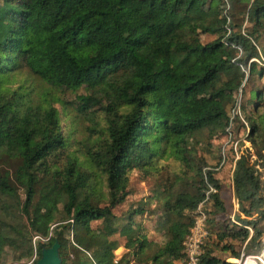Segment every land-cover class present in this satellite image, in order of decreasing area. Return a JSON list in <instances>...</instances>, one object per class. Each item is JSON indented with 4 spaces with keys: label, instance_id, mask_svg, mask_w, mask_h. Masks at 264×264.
I'll return each instance as SVG.
<instances>
[{
    "label": "trees",
    "instance_id": "1",
    "mask_svg": "<svg viewBox=\"0 0 264 264\" xmlns=\"http://www.w3.org/2000/svg\"><path fill=\"white\" fill-rule=\"evenodd\" d=\"M248 84L255 97L240 110L250 147L231 142L235 222L213 141L228 133L235 95ZM78 122L79 143L67 129ZM166 161L179 167L156 194L172 216L167 242L135 226L141 205L108 234L92 227L118 218L134 172L165 174ZM260 164L264 2L2 0L0 264L35 251L39 259L56 238L63 264H113L120 246L140 264H177L200 205L208 231L202 263L234 264L228 259L241 256L243 243L246 253L263 248Z\"/></svg>",
    "mask_w": 264,
    "mask_h": 264
},
{
    "label": "rangeland",
    "instance_id": "2",
    "mask_svg": "<svg viewBox=\"0 0 264 264\" xmlns=\"http://www.w3.org/2000/svg\"><path fill=\"white\" fill-rule=\"evenodd\" d=\"M259 2H264V0H258ZM168 0H157V4H166ZM2 3V0H0V4ZM245 25H247V22H245ZM262 52V51H261ZM263 54V52H262ZM255 58L251 59L250 61H254ZM256 61V60H255ZM250 67L244 68L245 70V79L248 78L250 74V70L248 69ZM231 73H228L227 77L230 76ZM232 77V75L230 76ZM256 82L258 86H262L263 82L259 79V75L256 76ZM30 84H32L35 88L37 86V82L30 78ZM250 89L251 86L248 84L244 88V93H238L236 94V100H239L240 106L242 104V107L246 105L248 102L249 97H255V94L253 93L250 95ZM36 92L39 93V88H36ZM244 100V102H243ZM60 107V106H58ZM61 108V107H60ZM234 110L230 109V115H233ZM73 114V111L71 112ZM240 119L238 120L237 117L234 118L231 127L228 129V133L224 134L223 136L217 137L213 141V151L215 156H221L222 161L220 166L218 167V175L221 179V182L223 183L225 187V195L228 198V204L230 207L234 210V203L235 199L232 197V172L235 164V159L231 155V148H233V144L231 142L235 143V141H238L239 143L242 141L245 142V145L241 147V150L243 151L245 147H250V143L248 141H245L246 135H247V125L245 127L241 126L242 122H245V115L243 113V110L241 111V115L239 116ZM243 124V123H242ZM68 130L72 129L73 134V140H75L77 143H79V139L82 138V129H83V122H78L76 124H70L67 127ZM246 132V133H245ZM235 147V145H234ZM241 152V151H239ZM204 155L208 156L209 158L211 155L207 152L203 153ZM164 165L163 171H165V174L162 173L159 176H151V177H145L142 173L136 171L132 174L131 178V185L129 186V189L131 190L130 197L128 200L125 201L119 208L117 209V214L119 215L117 219L112 218L110 220H98L94 221L92 223V227L95 228L98 231L103 232L104 234H108L111 231H113L118 224L122 223L119 219L120 216L127 215L130 210L134 209V207H139L138 205H141L142 207L146 208V211L144 214H138L135 216V226L141 224L143 227H146V231L148 236L156 241L157 243H164L169 238V228L172 223V216L168 212V210L162 208V202H159L156 198L157 190L160 184L167 183V177L171 175L175 170H178V164L173 161H166L162 162ZM6 169H9L11 172H13L14 168L11 167L8 163H5L3 165ZM261 168L262 173V179L264 180V166L259 165ZM231 193V194H230ZM229 198H231L229 200ZM231 201V202H229ZM232 203V204H231ZM234 221V218H232ZM118 235H114L113 238H117ZM171 237V236H170ZM248 242V241H247ZM246 246V242L241 245L242 248ZM248 252L250 255H254L255 258L250 261V264H264V244L263 248L260 247V245L257 244L256 248H248Z\"/></svg>",
    "mask_w": 264,
    "mask_h": 264
},
{
    "label": "built area",
    "instance_id": "3",
    "mask_svg": "<svg viewBox=\"0 0 264 264\" xmlns=\"http://www.w3.org/2000/svg\"><path fill=\"white\" fill-rule=\"evenodd\" d=\"M240 93L242 94V89L240 90ZM233 110H234L233 113L234 116L232 117L231 115L232 119H234L236 116L241 115L239 100L237 101L236 106H234ZM237 157H238V153H237ZM194 217H195V223L191 228L189 235L186 237L184 241L185 255L180 261L177 262V264H203L201 258L204 252V244L208 235V231L206 228L207 216L203 211L201 205L199 206L196 215ZM248 228L250 229V227ZM37 238L38 237H35V240ZM43 240L48 241L49 238H45ZM247 243L248 242H246V245ZM245 248L246 246H244L241 256L239 258H229L228 261L234 264H250V261H252V259H254L255 256L250 255V253H246ZM37 260H38V254L35 251L31 259L28 260L26 259L15 264H34L37 262ZM113 260L115 264H140L138 263V260L135 257V255L132 254L131 252L127 256H124L122 253L117 252L115 250V257Z\"/></svg>",
    "mask_w": 264,
    "mask_h": 264
},
{
    "label": "water",
    "instance_id": "4",
    "mask_svg": "<svg viewBox=\"0 0 264 264\" xmlns=\"http://www.w3.org/2000/svg\"><path fill=\"white\" fill-rule=\"evenodd\" d=\"M36 264H63L59 238H56L51 246L41 248V255Z\"/></svg>",
    "mask_w": 264,
    "mask_h": 264
},
{
    "label": "crops",
    "instance_id": "5",
    "mask_svg": "<svg viewBox=\"0 0 264 264\" xmlns=\"http://www.w3.org/2000/svg\"><path fill=\"white\" fill-rule=\"evenodd\" d=\"M224 194H225V192H224ZM231 194V193H230ZM231 196H232V194H231ZM238 209V205H237V203H236V201H235V203H234V212H233V214H232V216H231V219L232 218H234V213L236 212V210ZM249 229V228H248ZM250 230V229H249ZM170 235V234H169ZM170 239V236H169V238H168V240ZM167 240V241H168ZM166 241V242H167ZM116 251L117 252H120V253H122L124 256H127L128 254H130V251H128V249L127 248H124L123 246H120V247H118L117 249H116ZM115 253V252H114ZM115 257V256H114ZM114 259V258H113ZM181 260V259H180ZM179 260V261H180ZM178 262V261H177ZM113 264H115L114 263V260H113Z\"/></svg>",
    "mask_w": 264,
    "mask_h": 264
}]
</instances>
